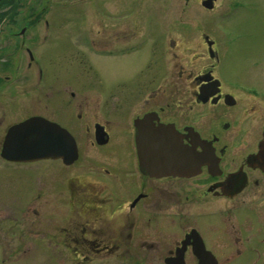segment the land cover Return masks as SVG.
<instances>
[{"label":"flooded vegetation","instance_id":"obj_1","mask_svg":"<svg viewBox=\"0 0 264 264\" xmlns=\"http://www.w3.org/2000/svg\"><path fill=\"white\" fill-rule=\"evenodd\" d=\"M8 12L1 10L0 24L12 21ZM135 18L123 21L124 41L108 43L113 58L148 51L144 64L129 76L106 86L95 67L91 77L84 73L88 61L80 56L75 62L77 87L44 78L47 92L38 104L0 102V109L21 115L5 127V115H0V172L26 166L32 172L30 182L43 176L44 186L34 195L58 197L60 205L55 209L64 226L59 230L54 224L55 229L61 231L62 244L82 246L77 255L83 259L264 263V122L255 104L259 95L245 94L236 80L221 79V55L216 42L204 33L199 36L205 48L201 60L207 63L177 68L171 63L180 57L175 52L164 61L166 40L157 21L147 19L152 29L144 33L154 39L146 49L148 39L137 30L146 26V17H137L138 23L132 25ZM26 29L6 30L5 36L19 45L12 50L0 47V90L14 86L12 69L24 62L19 56L26 46ZM108 33L115 37L117 30ZM130 34L142 39L132 46ZM65 38L58 30L49 41ZM37 41L31 34L27 40L28 44ZM176 46L170 41L166 49L173 51ZM24 49L25 69L37 66L42 80L40 57L29 46ZM32 117L68 133L60 157L4 158L9 129ZM1 210L3 224L7 212ZM17 210L16 205L7 211Z\"/></svg>","mask_w":264,"mask_h":264},{"label":"rangeland","instance_id":"obj_2","mask_svg":"<svg viewBox=\"0 0 264 264\" xmlns=\"http://www.w3.org/2000/svg\"><path fill=\"white\" fill-rule=\"evenodd\" d=\"M202 1L14 0V9L10 4L1 5L0 12L5 10L12 13L13 10V19L0 24V47H10L12 50L11 46L19 45L5 36L8 35L6 30L27 28L25 45L40 57L42 64L39 65H44L42 73L44 71L45 76L39 79L38 67L35 65L32 69H25L28 59L24 55L26 46L22 45V55L19 57H23L24 62L20 64V59L14 58L19 63L17 69H12L15 71L14 86L11 90L9 86L4 87L7 90H0V102L16 99L25 106L34 102L38 104V99H42V95L47 92L44 78H57L77 87L79 83L74 79L79 71L75 62L80 61V56H85L88 61L84 73L91 77L95 67L106 86L113 84L116 79L129 76L144 64L148 51L143 49L140 53L113 58L109 57L113 50L108 49V43L124 41L120 36V32L123 33L127 28L124 20L136 17L135 22L130 21L134 25L138 23L137 17L142 20L145 16L146 26L137 28L138 35L148 39L143 47L149 49L146 45H151L154 39L149 33H144L152 29V22L147 19L153 17L157 21V28L164 31V61L175 52L182 58L171 61L177 68L193 69L207 63L206 59L201 60L205 48L201 46L199 36L204 33L214 40L222 59L219 65L221 79L227 83L235 80L240 82L245 94H258L259 97L255 98L256 109L264 122V97H261L264 96V0H216L210 10L202 7ZM45 22L51 27L48 28ZM47 30L63 31L66 37L64 43H51L53 41L50 42L49 38L56 32L49 33ZM111 30H117L115 37H109L111 33L108 31ZM30 34L36 36V43L28 44ZM44 35L47 38H43ZM127 38H131L129 44L132 46L142 39L131 34ZM170 41H175L177 45L173 51L166 49ZM49 60L53 61L52 65L48 63ZM2 114L5 115L4 127L21 116L11 114L8 108L0 109ZM29 169L26 166H10L9 172H0V210L3 208L7 212L4 213L3 224L0 223V264H163L149 260L136 263L122 261L112 256H92L88 259L78 256L77 249L80 250L82 246L65 245L60 241L59 230L64 224L62 226L59 210L55 209L60 205L57 203L58 197H35V190L41 191L44 186L43 176L40 181L30 182L32 172ZM16 205L18 210L14 214L7 211L15 210ZM54 224L59 230L55 229Z\"/></svg>","mask_w":264,"mask_h":264},{"label":"water","instance_id":"obj_3","mask_svg":"<svg viewBox=\"0 0 264 264\" xmlns=\"http://www.w3.org/2000/svg\"><path fill=\"white\" fill-rule=\"evenodd\" d=\"M216 0H204L201 5L212 9ZM66 132L58 125L40 117H32L11 127L6 135L2 156L6 159L34 160L47 156L60 157L61 144ZM68 149H72L69 138ZM169 264H179L177 262ZM198 264H217L214 261H200Z\"/></svg>","mask_w":264,"mask_h":264},{"label":"trees","instance_id":"obj_4","mask_svg":"<svg viewBox=\"0 0 264 264\" xmlns=\"http://www.w3.org/2000/svg\"><path fill=\"white\" fill-rule=\"evenodd\" d=\"M3 4H6V5H9V4H11L12 6V8L14 9V0H9L8 2H6V0H0V6L2 5L3 6ZM9 13H11V11H9ZM12 14H13V10H12Z\"/></svg>","mask_w":264,"mask_h":264}]
</instances>
